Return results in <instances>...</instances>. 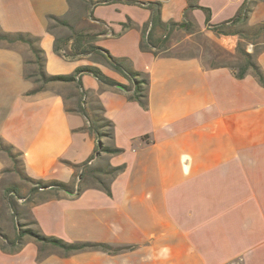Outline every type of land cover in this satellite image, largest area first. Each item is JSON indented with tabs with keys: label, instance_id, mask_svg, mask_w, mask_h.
Returning a JSON list of instances; mask_svg holds the SVG:
<instances>
[{
	"label": "crops",
	"instance_id": "crops-1",
	"mask_svg": "<svg viewBox=\"0 0 264 264\" xmlns=\"http://www.w3.org/2000/svg\"><path fill=\"white\" fill-rule=\"evenodd\" d=\"M46 1L0 0V34L35 39L48 75L91 65L129 85L104 62L73 57L71 38L55 50L56 37L71 32L48 30V16L68 21L71 0H57V11L44 10ZM107 1L92 8L96 20L87 11L74 30L103 33L95 45L148 80L142 107L131 92L81 77L86 113L102 107L112 127L101 141L119 152L86 164L95 141L78 110L79 88L38 86L27 76L30 45L8 38H0V144L19 154L29 178L77 186L83 172L75 196L46 190L18 200L34 230L108 249L69 251L27 235L10 246L0 238V264H264V83L239 51L264 78V0H135L159 2L161 22L174 24L158 54L140 49L150 10ZM242 9L246 20L237 18ZM163 34L157 28L153 38ZM11 164L0 150V181ZM85 164L94 168L88 174ZM108 166L123 168L109 174Z\"/></svg>",
	"mask_w": 264,
	"mask_h": 264
},
{
	"label": "trees",
	"instance_id": "trees-1",
	"mask_svg": "<svg viewBox=\"0 0 264 264\" xmlns=\"http://www.w3.org/2000/svg\"><path fill=\"white\" fill-rule=\"evenodd\" d=\"M128 3H135L139 4L140 6L147 8L150 10V18L149 21L144 25V27L141 30V42H140V49L143 51H150L154 54H158L162 52L166 48L168 35L174 26L173 23L164 24L160 20V7L161 4L159 2H138L135 0H124ZM107 0H98L88 1V17L90 20H96L92 16V8L94 6H97L99 4L107 3ZM242 17V19L246 20L247 18V10L242 9L238 15L237 18ZM57 23L61 26L67 27L71 34L67 38H60L56 37L54 48L56 51L60 49V44H62L64 41H68L70 38L73 40L71 50V55L73 57H85L90 56L94 60H99L107 64L112 70L119 73L122 77H124L128 82L129 85H123L121 83H118L114 79L108 77L105 75L99 68L91 65H84L77 67L73 73L71 74H61V75H48L44 69H43V57L41 56L42 51L39 50L36 46H34L35 39L29 38L27 35L23 34H15L12 36L8 35H2L0 34V38L3 39H11V40H18L23 41L30 45L34 56H35V63L38 65V79L34 82H37L38 80L43 82L44 84L48 82H63V83H70L74 82L77 87L79 88V99H78V110L81 115H83L86 120L89 123V131L93 134L96 132L95 137V154L90 156L89 160L86 164L89 163V161L95 159V156H98L100 152H107V153H118L119 150L111 147H107L104 145V143L101 141L102 137L105 136L104 133L101 131V128H107L108 132L106 136L110 135L111 131V121L103 117L102 115V107L101 106H95V109L98 110L97 114H94L93 116H89L82 103L85 101L84 96L86 95V91L83 90L82 83H81V77L84 74H88L93 76L98 80V82L107 87H116V88H124L125 91L131 92V99L136 100L142 107L146 106V87L148 84V80L146 76L133 69L129 61L125 58H115L110 53L97 45H95V42L100 34L103 33H91L87 32L85 30H74V28L69 24V22L63 18V17H57L54 15L48 16V30L53 29L52 23ZM221 26V25H220ZM264 27V25H261ZM123 27H133V24L129 23H123ZM163 30L164 34L160 36L158 39L153 38V33L155 29ZM216 28H220L219 26ZM241 54H243L246 58L247 66H251L255 73L257 74L259 80L264 83V78L258 68L253 63L251 56L246 53L245 51L239 50ZM28 78H32L33 75L28 74ZM238 76H241L239 74ZM38 89H34L32 92L37 91ZM84 100V101H83ZM98 122H102L98 124ZM0 148L6 152V154L10 157L13 164H17L16 158H18L19 154L14 153L12 148L10 146H6L3 144H0ZM18 163L20 164V170L19 175L20 177L32 184V187L29 189V192L27 195L23 196L19 193L18 189L16 187H11L8 190H4L6 193V203L8 205V208L10 210V213L12 215V218L15 222V237L14 239H9V237L2 233L0 231V238H3L5 242L10 246H16L17 244H21V238L25 235L32 237L37 242H42L45 244H51L58 246L60 248H63L65 250H81L90 246H102L103 248L108 249V246L106 245H98V244H88V243H78V244H70L65 243L60 239H57L55 237H48L37 230L23 227L24 225L17 223V218H15V213L17 210V202L18 200H23V203H26L31 200L33 195L37 192H43L46 190H54V191H61L65 192L71 195H77L79 193V184L82 181L83 178V172L81 173L80 180L78 182L77 186H72L65 184L60 181H43V180H35L32 178H29L26 174H24L22 169V161L19 159ZM84 166H88V165ZM122 166L119 167H111L108 166L106 172L109 174H115L122 170ZM89 171L91 169H88ZM105 170V169H103ZM102 170V171H103ZM3 171V170H2ZM77 176V175H76ZM99 180V179H98ZM102 182V181H100ZM106 192L109 193V190L106 188ZM33 222L31 221L30 224Z\"/></svg>",
	"mask_w": 264,
	"mask_h": 264
},
{
	"label": "rangeland",
	"instance_id": "rangeland-1",
	"mask_svg": "<svg viewBox=\"0 0 264 264\" xmlns=\"http://www.w3.org/2000/svg\"><path fill=\"white\" fill-rule=\"evenodd\" d=\"M44 10H52L57 11L60 7V2L58 3L57 0L52 1H46L44 4L41 5ZM88 11V5L85 3L84 0H71V9L70 14L68 17V22L72 24V27L75 29L79 23L80 19L85 17L86 13ZM53 30L59 35H64L65 32H69L70 30L67 27L61 26L57 23H52ZM27 72L31 75H33V79H38V65L35 63L34 65H29ZM38 86H43L44 83L41 81H37ZM95 105V104H94ZM93 105H90L91 107ZM102 123V122H100ZM108 130L106 128H103V133L106 136ZM96 137V132L94 134V141ZM2 150V148H0ZM4 151V150H3ZM5 152V151H4ZM95 152H92L90 156L94 155ZM17 164L10 165L9 168H5L3 170V177L0 181V231L4 234H6L8 237H12L15 234V222L12 218V215L10 213V210L8 208V205L6 203V193L4 190H8L11 187H16L19 191V193L23 196L27 195L29 192V189L32 187V184L29 182L23 180L19 175L20 170V164L18 163L19 158H16ZM98 165L95 164L94 167H97ZM88 169H91L90 171ZM94 168L91 166H88L86 169L87 174L90 173ZM86 173V172H85ZM78 175V174H77ZM15 218H17V223H20L24 225L23 227L31 228L33 229V225L31 223V219L29 215L27 214V208L22 205H19V202H17V210L15 213Z\"/></svg>",
	"mask_w": 264,
	"mask_h": 264
},
{
	"label": "water",
	"instance_id": "water-1",
	"mask_svg": "<svg viewBox=\"0 0 264 264\" xmlns=\"http://www.w3.org/2000/svg\"><path fill=\"white\" fill-rule=\"evenodd\" d=\"M105 34H111V32L110 31H108V32H106ZM120 88V87H119ZM120 89H123L124 90V88H120ZM80 177H81V173L80 174H78V176H77V178H76V184L79 182V180H80ZM21 201V200H20Z\"/></svg>",
	"mask_w": 264,
	"mask_h": 264
}]
</instances>
